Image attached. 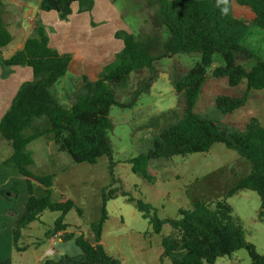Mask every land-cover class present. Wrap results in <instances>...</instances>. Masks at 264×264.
I'll return each mask as SVG.
<instances>
[{
  "label": "trees",
  "instance_id": "16d2710c",
  "mask_svg": "<svg viewBox=\"0 0 264 264\" xmlns=\"http://www.w3.org/2000/svg\"><path fill=\"white\" fill-rule=\"evenodd\" d=\"M230 1L250 8L252 19L248 22L234 18L227 5ZM74 3L80 5L81 12H89L94 7V0H41L40 7L42 11L56 12L66 20L72 15ZM146 6L154 8L149 15L150 27L141 28L137 35L118 32L116 37L123 41L124 48L112 63L104 67L98 80L83 77V84L73 94L71 106L66 108L58 101L53 89L67 75L72 56L61 55L52 48L46 28L38 24L23 48L5 58L3 50L12 42L13 36L4 23V0H0L1 76L8 78L17 66H27L33 73V79L20 86L0 121V140L12 149L11 156L0 161V166L24 177L28 192L25 208L16 217L14 246L20 250L18 243L22 231L42 213L60 212L61 216L47 235L54 237L61 233L62 241L74 240L81 255H65L60 260L46 258L39 264H123L101 244L108 220L107 203L122 195L149 219L156 234L161 232L165 223L170 225L172 232L163 238L162 247L163 256L171 264H215L218 258L242 249L248 251L250 264H264V255L246 240L243 228L226 201L216 202L215 209L199 201L192 211L181 210L180 219L164 221L150 204L136 200L121 188H108L102 192L100 219L91 224L93 238L87 239L84 235L76 236L67 231L65 218L76 206L72 199L52 200L55 176L36 175L31 171L35 160L28 146L41 137L52 136L58 150L67 153L77 164L95 165L107 157L113 178L112 108L131 109L142 95L150 93L161 74L157 67L160 61L180 54L199 55L200 60L192 68L185 73L175 69L170 76L181 115L178 114V119L154 138L146 154L130 162L135 173L146 177L151 162L155 160L207 153L215 144L222 143L250 164V172L235 180L226 197L253 191L260 196L264 209V126L260 120L253 117L240 130L217 117L194 111L216 55H221L224 63L214 67V78H226L231 88L246 83L240 94L216 97V109L223 116L245 107L252 91L264 90V59L243 45L252 27L264 30V0H176L175 3L147 0ZM145 70L148 74L138 81L130 99L121 102L118 89L129 85L133 73L140 75ZM42 124L46 126L29 134L34 126ZM36 185L44 188L42 197L36 195ZM0 197L15 203L19 197L16 182L9 189H0ZM76 210L82 214L80 209Z\"/></svg>",
  "mask_w": 264,
  "mask_h": 264
},
{
  "label": "rangeland",
  "instance_id": "374dc122",
  "mask_svg": "<svg viewBox=\"0 0 264 264\" xmlns=\"http://www.w3.org/2000/svg\"><path fill=\"white\" fill-rule=\"evenodd\" d=\"M111 1L117 14L126 23L128 33L137 35L141 28L150 27L149 15L154 12V8L146 6L147 0ZM169 1L175 3L176 0ZM227 5L234 18L248 22L252 19L250 8L235 1L227 2ZM243 45L255 50L264 59V30L252 27ZM15 46L16 42L4 53L7 54ZM199 60V55L180 54L160 61L157 67L161 74L150 93L142 95L131 109L112 108L110 118L114 129L110 139L114 151V180L110 174V160L107 157L101 158L95 165L77 164L67 153L58 150L52 136L41 137L28 146L35 160L31 171L36 175L55 176L52 200L63 202L72 199L76 208L82 211V214H79L74 208L67 214L65 224L69 233L92 239L91 224L100 219L103 190L121 188L136 200L150 204L156 215L164 221L180 219L181 210L192 211L195 203L199 201L210 205L211 209H215L216 202L226 201L232 207L233 216L243 228L246 240L259 254L264 255V209L260 196L253 191H242L232 197H226L235 180L250 172V164L237 152L217 143L207 153L158 159L151 162L146 177L135 173L134 165L130 162L146 154L151 149L154 138L165 127L175 122L178 114L181 115L182 110L179 108L170 76L175 69L185 73ZM223 63L221 55H216L215 64L208 71L207 82L194 111L217 117L226 124L236 125L240 130L241 126L253 117L258 118L264 126V90L252 91L246 106L232 114L223 116L216 109L218 95L240 94L246 86L244 82L238 88H231L226 78H214V67ZM147 74L148 71L145 70L143 74L131 75L129 85L118 89L121 102L130 99L138 81ZM81 84V81L72 77L61 79L54 86V94L64 107L69 108L73 102V94ZM45 126L36 125L29 134ZM3 154L4 152H0V157H3ZM20 179L15 180L19 191L16 202L5 203L7 208L0 205V264H36L38 259L41 263L46 258L60 260L65 255L80 256L81 250L75 241H62L61 233L54 235V245L48 241L52 236L47 233L53 230L56 220L61 216L60 212L51 211L42 213L22 231L18 243L20 250L16 249L13 243V214L5 216L4 212L11 211L19 215L25 208L28 192L25 181H22L21 177ZM35 190L38 196L44 193L41 186L36 185ZM107 212L108 220L103 229L102 245L110 255L123 264H171L170 260L163 256L162 247L163 238L172 232L168 223L156 234L149 219L136 209L134 203L128 201V197L122 195L108 201ZM250 263L251 258L245 249L220 257L215 262Z\"/></svg>",
  "mask_w": 264,
  "mask_h": 264
},
{
  "label": "crops",
  "instance_id": "0c3cea01",
  "mask_svg": "<svg viewBox=\"0 0 264 264\" xmlns=\"http://www.w3.org/2000/svg\"><path fill=\"white\" fill-rule=\"evenodd\" d=\"M40 5L41 0H4L3 20L13 40L3 50V56L8 58L22 49L26 40L40 24L48 32L50 46L61 55L72 56L67 75L63 79L72 77L81 81L82 84L83 77H87L90 81L98 80L104 67L112 63L116 55L124 48L123 41L118 39L116 34L121 31L129 32L126 23L113 7L112 1L94 0V7L89 12H81L80 5L74 3L72 15L66 20L61 19L56 12L42 11ZM14 42H16L15 48L5 54L4 51ZM1 74L0 65V121L10 108L20 86L33 79L32 70L27 66L14 67L12 74L5 79ZM0 152H4L3 157H0V161H4L11 156L12 149L8 143L2 141ZM20 177L26 184L25 178L18 173H12L0 167V189L9 188L15 180H21ZM5 203L10 202L0 197V205L7 208ZM10 213L13 214L14 219L13 230L17 214L11 211L4 212L5 216ZM53 239L52 237L48 241L51 243ZM39 262L40 259L36 261V264Z\"/></svg>",
  "mask_w": 264,
  "mask_h": 264
},
{
  "label": "built area",
  "instance_id": "2783aa9c",
  "mask_svg": "<svg viewBox=\"0 0 264 264\" xmlns=\"http://www.w3.org/2000/svg\"><path fill=\"white\" fill-rule=\"evenodd\" d=\"M53 242H54V239H53V241L51 242V243H52V245H54V243H53ZM49 255H50V254H49Z\"/></svg>",
  "mask_w": 264,
  "mask_h": 264
}]
</instances>
